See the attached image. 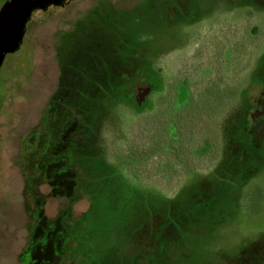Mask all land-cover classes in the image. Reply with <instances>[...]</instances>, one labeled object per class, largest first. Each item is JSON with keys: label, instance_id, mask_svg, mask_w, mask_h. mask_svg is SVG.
I'll return each instance as SVG.
<instances>
[{"label": "rangeland", "instance_id": "rangeland-1", "mask_svg": "<svg viewBox=\"0 0 264 264\" xmlns=\"http://www.w3.org/2000/svg\"><path fill=\"white\" fill-rule=\"evenodd\" d=\"M0 102V264H264V0L37 11Z\"/></svg>", "mask_w": 264, "mask_h": 264}, {"label": "water", "instance_id": "water-1", "mask_svg": "<svg viewBox=\"0 0 264 264\" xmlns=\"http://www.w3.org/2000/svg\"><path fill=\"white\" fill-rule=\"evenodd\" d=\"M66 0H8L0 10V71L8 55L18 52L37 11L64 6ZM1 104V102H0Z\"/></svg>", "mask_w": 264, "mask_h": 264}, {"label": "trees", "instance_id": "trees-1", "mask_svg": "<svg viewBox=\"0 0 264 264\" xmlns=\"http://www.w3.org/2000/svg\"><path fill=\"white\" fill-rule=\"evenodd\" d=\"M41 208L43 209V207ZM54 228H56L55 223L53 221H49L45 217H40L35 220L26 253L21 255L20 258V261L22 263L52 264L53 257H51L50 259L49 253L53 252L52 249L54 248V246L57 247V242H55L54 244L52 243L55 238L53 237ZM57 233L59 234L60 232ZM36 255L38 256L36 257Z\"/></svg>", "mask_w": 264, "mask_h": 264}, {"label": "flooded vegetation", "instance_id": "flooded-vegetation-1", "mask_svg": "<svg viewBox=\"0 0 264 264\" xmlns=\"http://www.w3.org/2000/svg\"><path fill=\"white\" fill-rule=\"evenodd\" d=\"M74 1H76V0H66L65 1V4H64V6H61V7H65V6H67L69 3H72V2H74ZM53 7H57V6H51L47 11H49L51 8H53ZM40 11H42V10H40ZM47 11H45V12H47Z\"/></svg>", "mask_w": 264, "mask_h": 264}]
</instances>
